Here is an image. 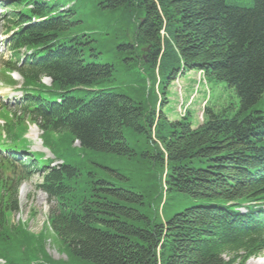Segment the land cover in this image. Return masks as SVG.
Instances as JSON below:
<instances>
[{
    "label": "trees",
    "instance_id": "trees-1",
    "mask_svg": "<svg viewBox=\"0 0 264 264\" xmlns=\"http://www.w3.org/2000/svg\"><path fill=\"white\" fill-rule=\"evenodd\" d=\"M9 9L18 27L9 67L34 90L23 116L63 163L32 164L52 204L41 232L13 222L17 185L0 191L5 264H245L264 252V0H10ZM24 46L43 57L18 66ZM137 66L139 86L120 80ZM192 71L232 88L237 109L208 103L197 127L191 110L168 115L170 87ZM168 203L183 209L166 218ZM53 236L66 261L46 251Z\"/></svg>",
    "mask_w": 264,
    "mask_h": 264
},
{
    "label": "rangeland",
    "instance_id": "rangeland-1",
    "mask_svg": "<svg viewBox=\"0 0 264 264\" xmlns=\"http://www.w3.org/2000/svg\"><path fill=\"white\" fill-rule=\"evenodd\" d=\"M1 34L4 35V32L0 27V36ZM1 54L2 53H0V63L3 61V58L7 57L9 53L6 52L3 55ZM123 71L124 69H121L118 73L120 80H124V77H128L127 83L135 86L140 85L141 77L143 76V71L141 70L140 66H137L136 69L130 74H126ZM19 81L21 83V80ZM44 81L49 84L48 79H45ZM123 83V86L125 87V82L123 81ZM2 86L7 88L3 84ZM9 89L10 88H7V90ZM168 97L170 100L169 104L165 108L166 113L172 118H178L179 116L182 117L187 110H191V120L194 127L198 126L202 120L201 112L203 111L202 108L206 101L209 102V105L213 107L215 111L232 107L237 109L239 106V97L232 88H229L225 83H217L214 80H210L204 76L202 80L199 81L198 71L188 72L179 77V79L170 87ZM257 108L264 111V100L258 104ZM10 109L14 111L15 107L10 106ZM0 117L7 119V112L5 110H0ZM1 125H3V123H1ZM32 129H37V133ZM39 134H41L40 130L31 124L28 135L34 139V143H32V149H35V151H45L47 158H54L53 155L48 152V150L42 147ZM13 145L24 146L25 143L15 142ZM75 145H79V142H76ZM60 162L61 161H55L52 165H58ZM41 181L42 176L36 173L33 174L29 179H26L22 182L18 197L20 207L19 212L15 213L13 217L15 222L20 220L27 228L35 233L41 232L42 229L44 230L45 228H48V225L46 224L47 214L50 207L52 206L47 195L38 187V184ZM127 183H130V181H127ZM193 204V201L184 202L185 206H190ZM182 209V206L177 208L174 207L173 203L171 208L168 203L164 212L161 210V213H164L166 218H168ZM242 211L245 212L244 209ZM46 250L53 260H67L66 255L62 252H59L58 244L56 243L54 236L52 239L47 238ZM245 264H264V252L249 258Z\"/></svg>",
    "mask_w": 264,
    "mask_h": 264
}]
</instances>
